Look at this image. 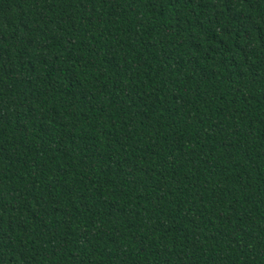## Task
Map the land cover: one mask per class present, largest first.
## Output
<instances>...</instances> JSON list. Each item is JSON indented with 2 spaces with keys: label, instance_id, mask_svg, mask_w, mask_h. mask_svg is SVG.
Instances as JSON below:
<instances>
[{
  "label": "trees",
  "instance_id": "1",
  "mask_svg": "<svg viewBox=\"0 0 264 264\" xmlns=\"http://www.w3.org/2000/svg\"><path fill=\"white\" fill-rule=\"evenodd\" d=\"M0 264H264V0H0Z\"/></svg>",
  "mask_w": 264,
  "mask_h": 264
}]
</instances>
